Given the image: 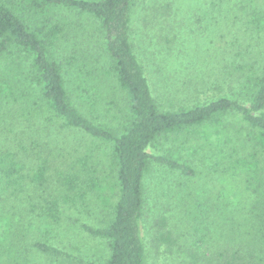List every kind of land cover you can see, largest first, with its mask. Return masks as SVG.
<instances>
[{"label": "trees", "instance_id": "16d2710c", "mask_svg": "<svg viewBox=\"0 0 264 264\" xmlns=\"http://www.w3.org/2000/svg\"><path fill=\"white\" fill-rule=\"evenodd\" d=\"M140 2L0 0V56L17 50L29 60L27 74L35 90L36 113H41L39 116L49 123L50 130L57 127L78 132L105 144L112 168L110 174H103L94 151L75 155L67 150L69 154L59 158L64 155L62 147L40 155L32 165L9 150L0 152V231L5 229L9 236L15 223L32 221L23 212L29 206L31 213L41 212L47 227L43 234L49 235L66 217L73 218L66 215L67 211L87 209L95 201L102 208L100 212L104 211L103 218L99 217L96 225L86 222L79 228L106 240L109 254L104 262L85 261L45 237L36 240L32 248L77 264H145L143 223L148 174L154 165H161L186 177L198 175L194 166L179 158L178 150L155 154L151 148L171 137L181 141L178 147L186 146L192 137L196 149L206 148L214 144V136L220 138L223 134L229 117L238 116L246 124L245 139L253 151L240 154L234 151L236 148H231L230 153L220 148L205 156L206 165L213 168L209 174L214 185L206 190L198 207L208 227L213 226L209 227L212 237L218 234V243L209 252L183 250L191 259L183 264H264V67L249 66L233 97L224 95L203 104L162 109L132 40L135 9ZM151 2L153 5L156 1ZM174 3L166 0L149 5L153 21L173 18ZM146 9L141 10L147 12ZM253 9L251 21L263 30L264 15L257 5ZM66 11L88 15L97 22L108 69L76 64V57L64 56L60 46L67 33L60 12ZM166 37V46L178 40L172 33L169 39ZM246 66L247 63L243 69ZM108 78L126 102L120 126L97 121L100 116L96 112L110 113L102 89ZM15 87L14 80L0 76V95L14 92ZM200 135L205 145L200 138H194ZM228 138H221L225 145L231 142ZM31 185L35 186L34 193ZM159 224L167 229V218H161ZM162 229L158 234L160 242L175 248L179 242L173 232ZM5 233L0 234L2 246L7 241Z\"/></svg>", "mask_w": 264, "mask_h": 264}, {"label": "rangeland", "instance_id": "374dc122", "mask_svg": "<svg viewBox=\"0 0 264 264\" xmlns=\"http://www.w3.org/2000/svg\"><path fill=\"white\" fill-rule=\"evenodd\" d=\"M151 1L141 0L137 11L135 9L132 40L162 109L203 104L224 95L233 97L249 66L264 67V29L260 30L251 21L253 5H257L264 15V0H242L241 3L234 0V4L232 0H171L175 2L173 18L159 23L153 21L150 10L157 2L166 0H154L153 5ZM60 13L67 33L60 46L64 56L76 57V64L108 69L97 22L75 11ZM144 17L147 19L143 20ZM171 33L177 35L178 40L166 46L164 37L169 39ZM29 67V60L17 50L0 56V76L16 83L14 92L0 95V152L9 150L23 158L27 165H32L38 162L40 155L45 156L50 150H62V147L65 148L64 155L59 158L67 156V150L75 155L94 151L103 174H110L109 148L105 144L86 139L78 132L57 127L50 130L49 123L39 116L41 113H36L37 99L27 74ZM102 89L105 106L110 108V113L107 110L96 112L100 116L97 121L120 126L124 121L122 112L126 103L123 93L109 78L102 84ZM226 124L223 134L220 138L214 136V144L212 142L209 148L196 149L192 137L191 142L183 147H178L181 141L171 137L151 148L155 154H163L168 149L178 150L179 158L194 166L198 175L186 177L161 165H154L148 174L145 182L147 210L143 223L147 248L145 264H183V261H191L190 254L183 250L209 252L211 246L218 243V234L215 232L212 237L209 227L213 226L208 227L207 218L201 216L198 207L206 190L214 185L209 174L213 168L206 165L205 156L220 148L229 153L231 148L238 149L234 151L240 154L253 151L252 144L245 139L248 133L246 124L238 116L229 117ZM224 137L231 140L228 145L222 141ZM194 138H200V143L205 145L204 136ZM34 188L31 185L33 193ZM88 207L67 211L66 215H73V218L69 220L66 217L61 226H55V231L44 235L47 227L41 212L31 213L30 207L26 206L24 216L32 221L15 223L9 236L5 229L0 231L7 239L3 246L0 244V264H77L33 249V243L44 237L85 261L104 262L109 254L106 240L94 238L79 228L86 222L96 225L98 219L103 218L104 211L100 212L102 208L99 209L95 201ZM163 217L167 218L168 227L162 228L172 231L173 238L179 242L173 249L159 240L158 234L163 231L159 221ZM77 218L79 221L75 222Z\"/></svg>", "mask_w": 264, "mask_h": 264}]
</instances>
